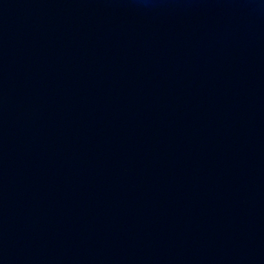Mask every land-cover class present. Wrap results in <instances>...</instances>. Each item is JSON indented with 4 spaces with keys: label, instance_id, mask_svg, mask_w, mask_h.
<instances>
[{
    "label": "water",
    "instance_id": "95a60500",
    "mask_svg": "<svg viewBox=\"0 0 264 264\" xmlns=\"http://www.w3.org/2000/svg\"><path fill=\"white\" fill-rule=\"evenodd\" d=\"M0 264H264V0H0Z\"/></svg>",
    "mask_w": 264,
    "mask_h": 264
}]
</instances>
